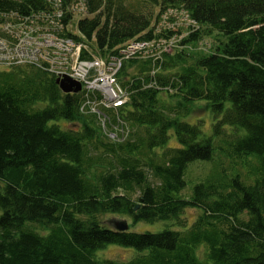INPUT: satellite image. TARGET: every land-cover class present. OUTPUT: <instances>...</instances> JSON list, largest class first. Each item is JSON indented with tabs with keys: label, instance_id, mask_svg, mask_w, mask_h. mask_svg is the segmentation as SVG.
<instances>
[{
	"label": "trees",
	"instance_id": "trees-1",
	"mask_svg": "<svg viewBox=\"0 0 264 264\" xmlns=\"http://www.w3.org/2000/svg\"><path fill=\"white\" fill-rule=\"evenodd\" d=\"M3 23L121 60L126 100L97 107L104 129L96 94L62 93L44 61L0 68V264H264V0H0ZM110 245L133 256L98 259Z\"/></svg>",
	"mask_w": 264,
	"mask_h": 264
},
{
	"label": "built area",
	"instance_id": "built-area-1",
	"mask_svg": "<svg viewBox=\"0 0 264 264\" xmlns=\"http://www.w3.org/2000/svg\"><path fill=\"white\" fill-rule=\"evenodd\" d=\"M3 17L6 18L7 16ZM140 47L137 44H130L126 52L129 56L134 55ZM80 49L81 46H76L71 41L60 39L46 32L40 34L37 29L23 31L21 26L16 24H0V68L38 65L40 60L44 61L48 65V70L58 79L66 76L81 86L84 85V89L96 94L98 98L91 104L105 129V117L96 110L97 107H120L125 102L126 95L116 81L118 69L107 75L104 74V68L111 62H116L119 68L121 67V60H111L107 63L93 57L92 62L80 61ZM132 49H135L134 53L130 51ZM95 63L96 67L89 68V65ZM108 136L115 138L112 133Z\"/></svg>",
	"mask_w": 264,
	"mask_h": 264
},
{
	"label": "rangeland",
	"instance_id": "rangeland-1",
	"mask_svg": "<svg viewBox=\"0 0 264 264\" xmlns=\"http://www.w3.org/2000/svg\"><path fill=\"white\" fill-rule=\"evenodd\" d=\"M133 5V4H130ZM214 35L210 38H205L199 43L191 44L186 46L184 49L186 52H188L192 57H197L202 54H208L213 50V47L215 45ZM137 50V49H136ZM131 52H135V49L130 50ZM96 67V63L94 65H89V68ZM78 68V67H77ZM118 69V73L121 71L122 67L118 68V64L116 62H111L107 65H105V73L104 74H111L114 70ZM82 72V71H81ZM114 73V72H113ZM83 79V78H82ZM78 83V82H77ZM79 84V83H78ZM80 85V84H79ZM84 88V85H80V89ZM200 119L201 121H205V125L203 127V132L205 134H209L210 132V126H211V115L210 113L206 112L204 109V106L202 103H196L192 109V112L190 114V117L188 118V121L193 123L196 120ZM59 125H64L62 121L59 122ZM176 140L174 137L170 138V147L175 146ZM202 176V170H200V167L197 165L191 166L189 168V172L187 175V179L190 180V183L197 182V179ZM188 190L184 191V195H188ZM197 212L194 210H187L185 212V217L187 218L188 225L191 224V221L195 218ZM102 220L104 221V224L108 227H114L115 224L119 223H127L128 231L135 232V233H143V232H159L166 228L174 229L177 228L175 226H171L170 222H156V223H145V222H138V223H132L128 218H124L122 216H112V215H106L102 217ZM134 251L132 249L122 248L115 245L107 246L106 248L99 250L96 252V257L101 260H127L130 259L133 256ZM203 249L200 248L197 252L198 256L202 258Z\"/></svg>",
	"mask_w": 264,
	"mask_h": 264
},
{
	"label": "water",
	"instance_id": "water-1",
	"mask_svg": "<svg viewBox=\"0 0 264 264\" xmlns=\"http://www.w3.org/2000/svg\"><path fill=\"white\" fill-rule=\"evenodd\" d=\"M56 82L59 86V89L64 94L77 93L80 91V85L66 76L62 77L61 79H57ZM115 229L122 232L127 230V226L126 224L121 223L120 225L116 226Z\"/></svg>",
	"mask_w": 264,
	"mask_h": 264
}]
</instances>
